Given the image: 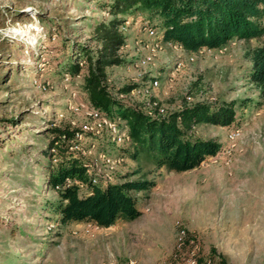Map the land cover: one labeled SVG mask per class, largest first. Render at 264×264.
<instances>
[{
  "label": "rangeland",
  "instance_id": "1",
  "mask_svg": "<svg viewBox=\"0 0 264 264\" xmlns=\"http://www.w3.org/2000/svg\"><path fill=\"white\" fill-rule=\"evenodd\" d=\"M106 2L0 0V264H185L189 258L192 264H264V87L250 81L246 55L264 35L193 53L164 43L146 21L157 22L154 14L124 19L119 54L126 62L107 68L106 81L119 101L159 114L183 97L215 107L235 101L231 126L200 123L188 134L221 143L215 162L166 171L149 156L121 150L131 142L125 123L91 107L84 70L62 76L78 58L77 45L92 55L99 48L94 27L111 19ZM258 23L264 27V16ZM132 83L139 86L119 93ZM64 127L89 133L80 132L66 149L90 162L96 180H126L138 171L127 179L154 181L132 193L142 216L107 228L60 223L61 201L47 185L58 159L46 151L47 129ZM180 235L185 244L177 248Z\"/></svg>",
  "mask_w": 264,
  "mask_h": 264
},
{
  "label": "trees",
  "instance_id": "2",
  "mask_svg": "<svg viewBox=\"0 0 264 264\" xmlns=\"http://www.w3.org/2000/svg\"><path fill=\"white\" fill-rule=\"evenodd\" d=\"M105 7L111 19L98 21L94 27L99 48L92 55L86 47L77 45L78 58L67 63L62 76L74 77L84 70L81 85L89 104L111 122L124 121L131 142L126 147L121 146V150L127 153L129 147L133 158L143 154L151 157L158 169L186 172L218 155L222 145L216 139H191L188 134L200 123L231 126L236 120L235 101L215 107L213 102L207 101L187 103L183 97V102L170 111L164 109V113L159 114L156 108L150 107L148 113L119 101L109 91L107 68L126 62L119 54L126 41L120 26L124 19L135 14H154L157 22L149 18L146 21L164 43L180 44L185 51L194 53L200 49L219 48L235 39L263 36L264 27L258 20L264 16V0H107ZM246 55L251 62L250 81L263 88L264 43ZM138 86L132 83L118 91L128 93ZM47 131L51 139L46 153L49 158L58 159L48 173L47 185L61 201L57 213L62 225L89 222L107 228L118 219L132 221L142 214L132 193L151 189L155 185L153 180L144 176L127 179L138 171L127 174L126 180H96V174L89 171L90 162L66 149L69 141L75 140L80 132L85 136L89 133L80 129L70 131L67 127Z\"/></svg>",
  "mask_w": 264,
  "mask_h": 264
},
{
  "label": "bare ground",
  "instance_id": "3",
  "mask_svg": "<svg viewBox=\"0 0 264 264\" xmlns=\"http://www.w3.org/2000/svg\"><path fill=\"white\" fill-rule=\"evenodd\" d=\"M154 84L156 85V83H154ZM95 115H96V113H95ZM184 244H185L184 236H182V235L178 236L176 238V247L181 248ZM192 258H194V257L192 256ZM184 261H185V264H192V259H190V258L188 260L184 259ZM130 263H131V261H130ZM204 264H211V262L209 260H207L204 262Z\"/></svg>",
  "mask_w": 264,
  "mask_h": 264
},
{
  "label": "built area",
  "instance_id": "4",
  "mask_svg": "<svg viewBox=\"0 0 264 264\" xmlns=\"http://www.w3.org/2000/svg\"><path fill=\"white\" fill-rule=\"evenodd\" d=\"M88 111H93V110H91V109H89L88 108ZM223 153V152H222ZM221 153V154H222ZM220 154V153H219ZM218 154V155H219ZM216 157H217V155L216 156H214V157H212L213 159H214V162H215V159H216ZM87 227H94V228H97L98 226L97 225H94V224H92V223H89V224H87L86 225ZM192 251H191V248H190V250H188V251H186V252H183V255H187V253H191Z\"/></svg>",
  "mask_w": 264,
  "mask_h": 264
},
{
  "label": "clouds",
  "instance_id": "5",
  "mask_svg": "<svg viewBox=\"0 0 264 264\" xmlns=\"http://www.w3.org/2000/svg\"><path fill=\"white\" fill-rule=\"evenodd\" d=\"M26 10L30 11L31 9H26ZM31 27H32V26H31Z\"/></svg>",
  "mask_w": 264,
  "mask_h": 264
},
{
  "label": "crops",
  "instance_id": "6",
  "mask_svg": "<svg viewBox=\"0 0 264 264\" xmlns=\"http://www.w3.org/2000/svg\"><path fill=\"white\" fill-rule=\"evenodd\" d=\"M142 216V215H141Z\"/></svg>",
  "mask_w": 264,
  "mask_h": 264
}]
</instances>
